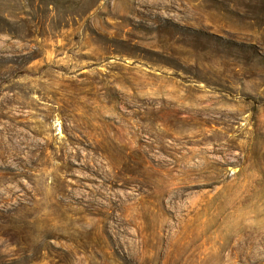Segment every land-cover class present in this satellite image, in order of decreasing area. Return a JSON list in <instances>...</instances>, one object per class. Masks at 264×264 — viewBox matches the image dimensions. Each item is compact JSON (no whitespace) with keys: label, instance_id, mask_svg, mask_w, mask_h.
Returning <instances> with one entry per match:
<instances>
[{"label":"rangeland","instance_id":"1","mask_svg":"<svg viewBox=\"0 0 264 264\" xmlns=\"http://www.w3.org/2000/svg\"><path fill=\"white\" fill-rule=\"evenodd\" d=\"M0 264H264V0H0Z\"/></svg>","mask_w":264,"mask_h":264},{"label":"trees","instance_id":"2","mask_svg":"<svg viewBox=\"0 0 264 264\" xmlns=\"http://www.w3.org/2000/svg\"><path fill=\"white\" fill-rule=\"evenodd\" d=\"M134 120L137 121L136 125L130 124V130L133 132L135 137L138 139V145L140 149L139 152H130L127 156L125 167L127 175H144V166H145V157L147 156L146 149L152 150L155 144H159L163 141L159 136L157 130L158 124L157 117L147 109L144 113H138L134 115ZM63 197V195H61ZM61 208L65 210V204L62 200H59ZM30 207L27 205H19L17 211L15 210L12 216L4 217V223L14 225L22 231L27 220H31L29 214H24L23 212L27 211ZM61 210V209H60ZM19 238H22L21 232L18 234Z\"/></svg>","mask_w":264,"mask_h":264}]
</instances>
